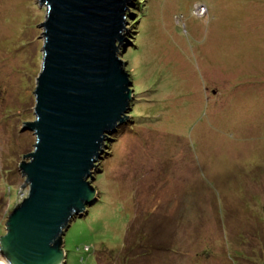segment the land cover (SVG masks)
Wrapping results in <instances>:
<instances>
[{
	"label": "rangeland",
	"instance_id": "1",
	"mask_svg": "<svg viewBox=\"0 0 264 264\" xmlns=\"http://www.w3.org/2000/svg\"><path fill=\"white\" fill-rule=\"evenodd\" d=\"M146 3L141 46L126 53L127 23L119 56L147 117L100 160L64 264H264V0ZM45 15L39 0H0V236L28 192L18 164L35 140L22 126Z\"/></svg>",
	"mask_w": 264,
	"mask_h": 264
},
{
	"label": "water",
	"instance_id": "2",
	"mask_svg": "<svg viewBox=\"0 0 264 264\" xmlns=\"http://www.w3.org/2000/svg\"><path fill=\"white\" fill-rule=\"evenodd\" d=\"M46 6L42 63L33 90L34 137L18 164L27 194L0 236L6 264H64L63 236L98 199L105 142L129 117L124 50L132 0H39Z\"/></svg>",
	"mask_w": 264,
	"mask_h": 264
},
{
	"label": "trees",
	"instance_id": "3",
	"mask_svg": "<svg viewBox=\"0 0 264 264\" xmlns=\"http://www.w3.org/2000/svg\"><path fill=\"white\" fill-rule=\"evenodd\" d=\"M148 1H151V0H134L133 4L131 5L132 6L131 13H128L127 14V18H128L127 19V23H128L129 28H130L129 31H128L127 37L130 38L133 41V43H131V45L128 46V48L126 49V53H128V51H132V48H138V47L141 46V44L140 45H137L136 39L138 38V36L140 38L143 35L142 31H140L139 33H136L132 37H131V35H132V29L133 28L134 29L137 28V24L140 21L142 22V20H145V18H147L148 13H147V7H146L147 6L146 5L147 3L146 2H148ZM141 5H143V7ZM148 5H149V3H148ZM132 16H133V19H131ZM136 31H137V29H136ZM135 44H136V47H134ZM121 51H123V47H122ZM125 69H126V67H125ZM129 79H130L131 82L134 81V79L131 77L130 73H129ZM131 89H133V95H137L139 92H142L141 90H143V88L139 89V86L136 83H132ZM147 93H149V92H147ZM135 100H138V99H135ZM134 103H135V101H132V102L129 103L131 106H130V111H129V114L128 115L130 116L129 119L131 121L121 124L117 128V130L115 131V133L110 136L109 141H106L105 142V146H104L105 151H103V154H102L103 155V158L111 154L113 145L117 141V135H118V133H120L122 131H125L124 132V134H125L126 132L131 131L130 128L132 127L133 123H135L136 121H140L141 118H143V117H145V118L147 117L146 115H144V116L141 115V109L139 108L137 110V108H136L137 105H135ZM139 118H140V120H139ZM95 172L96 173L94 175V180L92 182L93 185H94L95 179L97 178L96 175L102 172L101 161L98 162V167L95 169ZM98 200H99V196H98V199H97L96 202H98ZM89 211H90V207H88V211H87L86 215L81 216L80 218H83V217L87 216L89 214ZM3 233H4V230H2V233L1 234H3ZM138 237H139V234L136 237H134V239L132 238V243L133 244H135L136 238H138ZM87 248L88 247L86 246L85 249H87Z\"/></svg>",
	"mask_w": 264,
	"mask_h": 264
},
{
	"label": "bare ground",
	"instance_id": "4",
	"mask_svg": "<svg viewBox=\"0 0 264 264\" xmlns=\"http://www.w3.org/2000/svg\"><path fill=\"white\" fill-rule=\"evenodd\" d=\"M0 264H6L2 259H0Z\"/></svg>",
	"mask_w": 264,
	"mask_h": 264
}]
</instances>
